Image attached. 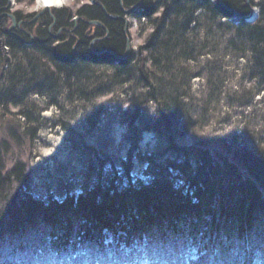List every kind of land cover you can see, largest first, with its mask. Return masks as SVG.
<instances>
[{"label": "trees", "instance_id": "1", "mask_svg": "<svg viewBox=\"0 0 264 264\" xmlns=\"http://www.w3.org/2000/svg\"><path fill=\"white\" fill-rule=\"evenodd\" d=\"M111 1L110 7L119 10ZM124 1L131 7L140 0ZM7 3L0 0V264H264V152L207 139L189 146L176 141L177 114L181 100L190 97L192 79L201 76L211 84L210 66L215 69L227 57L247 62L249 78L264 98V0H143L134 16L154 30L137 53L118 58V64L110 54H93L86 44L72 55L73 41L55 50L48 13L37 22V44L24 46L8 33ZM253 8L260 11L255 23L231 20L235 12L248 14ZM53 13L59 18L56 28H73V11ZM78 13L103 16L89 4ZM123 28L120 22L110 25L106 44L118 54L124 49ZM43 62L69 77L81 65H103L113 69L110 83L145 91L124 101L133 109L126 183L96 184L61 201L34 196L36 132L20 123V117L30 119L25 110L15 113L17 121L6 120V113L10 105L22 107L28 96L43 93L33 85ZM192 63L201 73H193ZM150 102L156 116L144 120L141 112ZM183 117L186 134L193 126ZM144 132L165 142V152H176L178 159L160 163L139 155L151 171L149 181L136 183L131 163ZM173 172L181 174L182 185Z\"/></svg>", "mask_w": 264, "mask_h": 264}, {"label": "rangeland", "instance_id": "2", "mask_svg": "<svg viewBox=\"0 0 264 264\" xmlns=\"http://www.w3.org/2000/svg\"><path fill=\"white\" fill-rule=\"evenodd\" d=\"M93 1L65 0L62 6L52 7V12L69 8L75 17L80 6ZM11 2L14 10L27 14L40 13L44 9L37 0L30 5L16 0ZM128 19L131 52L137 53L154 27L135 16ZM202 59L208 63L207 58ZM190 65L193 73H201L199 64ZM218 65L215 69L210 66L213 69L211 84L201 76L192 79L190 97L181 100L182 112L177 114V143L189 146L207 139L247 146L263 153L264 98L257 93L258 84L249 78L247 62L227 57ZM112 73V68L88 64L81 65L77 74L69 77L56 74L44 63L37 74L40 80L33 82L42 87L43 93L28 96L22 107H8L6 120L17 121L15 113L25 110L30 119L20 117V123L36 132L31 144L36 198L61 201L86 193L96 184L105 188L109 183L118 187L120 182H127L125 172L131 147L129 122L133 109L130 102L124 101L136 99L145 91L134 84L119 87L115 82L110 83ZM141 114L144 120H152L156 116V105L150 102ZM183 116L189 117L193 126L186 134L183 133L186 122ZM1 136H6L5 130L1 131ZM167 146L153 133H143L131 163L133 182L150 180L151 170L146 162L139 160V155L153 156L160 163L178 159L176 152H165ZM173 177L177 185L184 183L181 174L173 172ZM110 241L108 236L107 242Z\"/></svg>", "mask_w": 264, "mask_h": 264}, {"label": "flooded vegetation", "instance_id": "3", "mask_svg": "<svg viewBox=\"0 0 264 264\" xmlns=\"http://www.w3.org/2000/svg\"><path fill=\"white\" fill-rule=\"evenodd\" d=\"M119 4V10L111 8L113 2L111 0H95L90 6H94L97 9L102 11V15L100 19H91L86 15H79L78 11L84 7V5L80 6L75 12L78 16L77 20L73 18L70 20L71 25L68 27L56 28V24L59 21V18L53 13H49L53 18V22L50 24L49 32L51 33L52 40L55 41L53 44V48L57 50L59 47L66 46L70 44V41H73V45L71 48V54H75L78 46L86 44L90 52L95 55L101 56L104 54H110L113 58L116 59L115 64H118V58L126 55L128 53V57L132 54L130 47V37H129V16H132L135 12L128 14L126 11L130 10L131 7L124 0H114ZM11 0H8L7 5L3 8L7 10L10 8L11 13L15 12L13 8H11ZM10 5V6H9ZM109 9L107 8V6ZM111 6V7H110ZM4 13L3 15L10 17L8 14ZM39 13V12H38ZM38 13H34L33 16H29L27 13L21 14L18 17L15 16V22L11 19V25L8 29V33L21 41L24 46L34 47L39 41V33H38V18H35ZM13 14V13H12ZM28 15V16H27ZM43 15V14H42ZM1 18V16H0ZM122 25L123 28V38H124V49L122 50V54H118L113 49H110L106 46L107 41L111 36L110 25ZM14 26L11 28V26ZM86 25V26H84ZM80 26V29H79ZM129 51V52H128ZM69 54H62V57H69ZM126 58V59H127ZM124 59V60H126ZM123 60V59H122ZM94 65V64H92ZM97 65V64H96ZM103 66V65H98Z\"/></svg>", "mask_w": 264, "mask_h": 264}, {"label": "water", "instance_id": "4", "mask_svg": "<svg viewBox=\"0 0 264 264\" xmlns=\"http://www.w3.org/2000/svg\"><path fill=\"white\" fill-rule=\"evenodd\" d=\"M95 1V0H94ZM142 2L143 0H141L138 4L134 5L130 10H127L126 12L128 14H131L133 12H137L138 9L140 8V6L142 5ZM248 2H250V0H248ZM11 5V4H10ZM9 5V6H10ZM45 10H52L51 8L49 7H45L39 14H42ZM12 19H13V22H15V16L14 14H8ZM254 16V12L251 10L250 13L248 14H240L238 12H235V18L236 19H240V20H243V21H246V22H250L253 20V17ZM14 26V24L11 26V28ZM129 52V51H128ZM128 57V53L122 57H120L121 59H126Z\"/></svg>", "mask_w": 264, "mask_h": 264}, {"label": "bare ground", "instance_id": "5", "mask_svg": "<svg viewBox=\"0 0 264 264\" xmlns=\"http://www.w3.org/2000/svg\"><path fill=\"white\" fill-rule=\"evenodd\" d=\"M37 2H38V4L40 5V6H43L44 8L45 7H49V8H51L52 9V7H56V8H58V7H60V6H62V4L65 2V0H37ZM61 9V8H60ZM54 10V9H53ZM252 11L254 12V18H259L260 17V11H259V9L258 8H253L252 9ZM52 12V10H45L42 14L44 15L45 13H51ZM12 14V13H11ZM42 14H39L38 13V15H36V17L35 18H38V19H40L43 15ZM15 16V15H14ZM132 16H134V14H132ZM131 16V17H132ZM75 17H77L78 18V16H77V14H76V16ZM75 17H73V19L74 20H76L75 19ZM136 17V16H135ZM137 18V17H136ZM235 18V17H234ZM142 20H145V19H142ZM257 21H258V19H257ZM129 37H130V35H129ZM143 143H145V141H143Z\"/></svg>", "mask_w": 264, "mask_h": 264}]
</instances>
